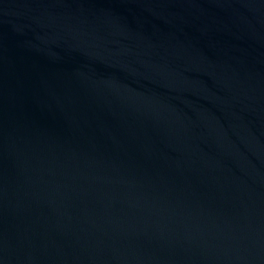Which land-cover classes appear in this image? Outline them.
Wrapping results in <instances>:
<instances>
[{"label":"water","instance_id":"obj_1","mask_svg":"<svg viewBox=\"0 0 264 264\" xmlns=\"http://www.w3.org/2000/svg\"><path fill=\"white\" fill-rule=\"evenodd\" d=\"M0 264H264V0H0Z\"/></svg>","mask_w":264,"mask_h":264}]
</instances>
